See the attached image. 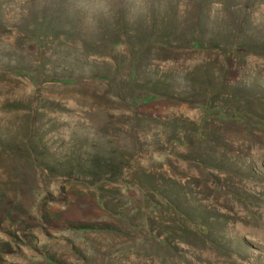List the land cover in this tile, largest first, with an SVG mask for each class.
<instances>
[{
	"label": "rangeland",
	"instance_id": "obj_1",
	"mask_svg": "<svg viewBox=\"0 0 264 264\" xmlns=\"http://www.w3.org/2000/svg\"><path fill=\"white\" fill-rule=\"evenodd\" d=\"M0 264H264V0H0Z\"/></svg>",
	"mask_w": 264,
	"mask_h": 264
},
{
	"label": "trees",
	"instance_id": "obj_2",
	"mask_svg": "<svg viewBox=\"0 0 264 264\" xmlns=\"http://www.w3.org/2000/svg\"><path fill=\"white\" fill-rule=\"evenodd\" d=\"M107 166H109V164H106ZM103 164H92L91 168H92V175L94 177H98V174L101 172V168L103 167ZM114 170V169H113ZM112 170V171H113Z\"/></svg>",
	"mask_w": 264,
	"mask_h": 264
}]
</instances>
